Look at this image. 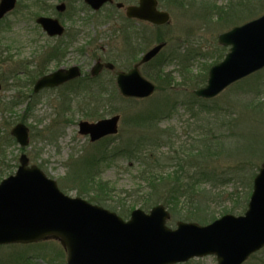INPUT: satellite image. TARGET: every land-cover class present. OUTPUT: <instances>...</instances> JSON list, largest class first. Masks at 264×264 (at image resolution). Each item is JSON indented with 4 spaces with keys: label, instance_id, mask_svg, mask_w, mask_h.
I'll use <instances>...</instances> for the list:
<instances>
[{
    "label": "rangeland",
    "instance_id": "obj_1",
    "mask_svg": "<svg viewBox=\"0 0 264 264\" xmlns=\"http://www.w3.org/2000/svg\"><path fill=\"white\" fill-rule=\"evenodd\" d=\"M61 1L19 0L16 10L0 23V79L5 84L0 93V183L15 174L19 166L23 151L9 139V133L24 117L32 135L30 147L24 151L31 165L55 180L64 194L92 202L94 197H101L108 209H125L126 214L131 206L130 212L142 207L149 189L139 175L145 170L138 160H142L140 150L127 155L124 148L144 136L155 141L156 137L166 133V136L172 134L177 142L175 146H184V149L174 150L180 152L192 147L196 139L201 141L208 135L210 142L220 141L223 146L218 149L219 154L210 156L203 164L208 178L209 175L213 178L203 181L197 188V201L202 209L198 205L191 211L199 212L200 222H194L206 224L204 221L208 216L218 220L228 213L243 216L253 192L254 178L264 162V70L227 89L211 100L209 107H202L204 103L193 98L191 91L198 87L186 89L182 84H187L185 80L193 77V82H200L215 62L223 60L228 48L218 43L219 35L264 14V0H159L160 8L171 17L169 25L163 27L135 25L116 11L93 13L84 9L81 3L74 2L71 6L68 1L65 26L70 33L82 32L80 39L69 46L63 64H46L48 56L41 54L56 41L44 37L35 18L40 14L54 16L55 7ZM31 2L34 5H30ZM73 10L74 16L71 15ZM133 34L134 39L130 40ZM163 41L167 43L166 48L156 63L148 65L146 72L155 76L157 67L162 65L163 74L174 80L169 92L163 79L154 80L158 92L151 99L117 101L113 113L103 109L96 113V105L87 107L89 102L71 96L74 89L68 87L47 89L29 100L34 86L30 85L33 82H27L29 73H50L73 65H79L87 73L98 59L116 61L118 69L128 71L138 55L137 50L140 54ZM80 48L84 52H80ZM113 80L114 75L104 74L96 86L104 85L116 93L111 86ZM159 111L162 112L158 116L162 124L155 130L149 126L153 114ZM110 113L112 115H107ZM115 113L121 120L119 133L111 138L112 141L90 143L88 137L79 134L81 121H96ZM86 114L96 116L85 117ZM169 114L171 117L165 118ZM142 118L147 120L148 126H142ZM165 152L169 153L164 145L153 151L158 158ZM201 164L200 158L188 162L191 171H197L195 166L202 169ZM166 169V174L173 171V168ZM201 177L204 178L202 174ZM102 184L105 191H100ZM160 189L170 192V183L165 182ZM181 215L173 213L176 219ZM170 225L175 226V223ZM22 253L47 255L62 262L67 258L66 252L52 242L14 248L11 255L16 257ZM43 260L50 261L43 256L34 260V264H41ZM186 264H217V261L215 256H208ZM246 264H264V249Z\"/></svg>",
    "mask_w": 264,
    "mask_h": 264
},
{
    "label": "water",
    "instance_id": "obj_2",
    "mask_svg": "<svg viewBox=\"0 0 264 264\" xmlns=\"http://www.w3.org/2000/svg\"><path fill=\"white\" fill-rule=\"evenodd\" d=\"M111 1L86 0L96 10ZM15 6L16 0H1L0 20ZM157 6V0H140L139 6H129L126 13L129 18L157 26L168 24L170 15L158 11ZM58 9L63 10L64 5ZM37 22L51 36L64 32L56 19L42 17ZM219 43L230 47L229 53L210 70L207 85L194 92L199 98H215L232 84L264 69V15L221 34ZM164 46L149 51L141 64L152 60ZM106 67L113 69L111 64ZM138 67L127 74L118 73L117 84L125 97L144 99L155 91ZM101 68L96 65L94 73ZM78 75L76 67L66 73L59 70L41 79L35 91ZM118 121L115 117L98 123L82 122L80 133L96 142L115 134ZM12 135L22 147L29 145L25 125H17ZM20 163L16 175L0 184V246L54 239L67 250L68 264H177L207 255H215L218 264H243L264 248V163L254 180L244 216L226 215L207 226L179 222L176 229L167 227L170 214L163 206L150 214L136 210L125 222L106 209L64 195L55 181L38 168L28 167L25 155Z\"/></svg>",
    "mask_w": 264,
    "mask_h": 264
},
{
    "label": "trees",
    "instance_id": "obj_3",
    "mask_svg": "<svg viewBox=\"0 0 264 264\" xmlns=\"http://www.w3.org/2000/svg\"><path fill=\"white\" fill-rule=\"evenodd\" d=\"M207 71V69H206ZM40 72L36 74L34 78H29V81L34 82L39 76ZM43 74H41L42 76ZM150 79L152 80H164L167 85L169 86V89L173 88L174 86V80L173 78H169L168 74H163V71L161 70V66H158L156 69V75L155 76H149ZM185 78V76H184ZM193 78H188L185 81H188L187 84L184 82L183 88L189 89V88H195L202 86L206 83L207 80V74L205 73L199 81L193 82ZM198 80V79H197ZM179 86H181L179 84ZM95 92L92 93L91 97H88L86 99H83L84 102H89L86 104L87 107H90V105H93V103H100L103 107V110L105 111H110L113 113V111H116V102L110 98H107L106 100L103 98H100L98 95L94 94ZM111 98H117L118 100V95L115 96V94H111ZM193 98H196L193 96ZM106 101V102H105ZM197 102H202L204 105L202 107H209L210 102L206 101H200L197 99ZM249 101L247 102V104ZM251 103V102H250ZM246 105V104H245ZM101 107L95 109L96 113H101ZM250 104L247 105V109H249ZM162 112H158L157 114H153L152 117V122L150 124V128H155L157 130L158 126L160 125V119L158 116L161 115ZM96 116L94 115H88L86 114L85 117H90L93 118ZM171 114L168 116H165V118L170 117ZM164 118V119H165ZM158 120V122L154 123L155 120ZM140 123L142 124L143 127L148 126V122L145 118H142ZM159 123V124H158ZM149 129V128H148ZM208 135H205L203 139H196V141L191 145L192 147L188 149H184V146H175L176 141L172 134L170 136H166L165 134H161L157 139L154 141L151 138H148L146 136L140 138L138 141H133L131 142L130 146L127 148H124L123 151L127 153V155H133L135 150H140V158L138 159L141 166L145 167V170L139 172L140 177L143 179V181L146 182L147 188L149 189L148 195L145 196L144 198V203H142V207L145 209H150L158 204H164L166 205L171 213H181L182 215L177 219H182L184 221H199L200 222V217L199 212L192 213L194 209L199 205L201 208L202 205L198 203L197 197L198 191L197 188L200 187V184L204 181L206 182L207 180L213 178L212 176L208 175L204 171V162L209 160L210 156H213L214 154H219V150L223 146V142L220 141H213L210 142V138ZM163 142V144H159V142ZM169 143H165L168 142ZM200 143H201V149H200ZM164 145L165 147H168V154L165 152L161 157H157L153 151L158 149L160 146ZM178 148H183L180 152H174L175 149ZM217 150V151H216ZM116 151L117 148H116ZM178 153V154H177ZM196 154V155H195ZM104 158V157H103ZM195 158H200L202 161L201 167L200 166H195L197 171L192 170L190 166L188 165L189 160L193 161ZM105 159V158H104ZM133 161V160H132ZM166 168H173V171L169 174H166L168 171ZM204 178L201 177V174ZM208 178V179H207ZM89 182V180H88ZM92 182V181H90ZM94 182V181H93ZM165 182L170 183L171 190L165 191L161 190L160 187L163 185ZM105 186L102 184L100 187V191H105ZM187 190H191L190 193H188ZM197 191V192H196ZM94 203L107 207V203H105V200H102V198H96L94 197ZM143 199V198H142ZM186 201V203H182ZM185 204V205H184ZM135 205V204H134ZM181 205H184L180 207ZM130 207V211L131 208ZM180 207V208H179ZM114 211H117L122 217H127L130 214H126V210H116L111 208ZM179 209V211H177ZM202 209V208H201ZM198 216V217H196ZM174 219V218H173ZM175 220V219H174ZM215 220V217L213 216H208V220L204 221L207 222L206 224L212 222ZM14 248L12 247H6V248H0V264H5L6 262L8 264H34L37 258H41L43 256L47 257L50 261L44 262L43 264H58V261L54 259L53 257L47 256V255H42V254H34L33 256L30 255H24V253L19 254L16 257H13L12 250ZM9 250V251H7ZM59 264H63L62 262H59Z\"/></svg>",
    "mask_w": 264,
    "mask_h": 264
},
{
    "label": "flooded vegetation",
    "instance_id": "obj_4",
    "mask_svg": "<svg viewBox=\"0 0 264 264\" xmlns=\"http://www.w3.org/2000/svg\"><path fill=\"white\" fill-rule=\"evenodd\" d=\"M68 1H70L69 2V5H71V6H72V4L74 2L81 3L83 6H85L84 9L89 10V11H92L93 13H101V12L103 13L106 10H108V8H113V6H114L113 5L114 2L113 3H108V4L103 5L99 10L95 11L92 8L91 5H89V4L86 3L85 0H63V1H61V3H59L58 5H56L55 11H54V13H55L54 16H46V15H41V14L40 15H37L35 19H37L38 17H53V18L58 19L60 21V23L64 26V32H63L62 35L51 36L42 27H40L38 25V28H40V30L43 32L45 38H47L48 40H54V41H56V43H55L54 46H51L49 49L43 51L42 54H41V55H44V56H48L47 59H46V61H45L46 64H51V63H55L57 65L58 64H60V65L63 64L65 62L64 60L66 58V55H67V51L69 49V46L71 47L73 43H76L80 39V35H81L82 32H80V33H74V34L73 33H70L67 30L66 26H65V22H64V18L66 17L65 14L67 15L69 13L68 12V10H69ZM61 4L64 5V9L63 10H59L58 9L59 6H62ZM30 5H34L33 2H31ZM50 8H51V10L53 9V7H50ZM52 12H53V10H52ZM74 12H75L74 10L71 11V15L74 16V14H75ZM129 39H131V38H129ZM79 51L80 52H84V49L83 48H80ZM51 53H53V57H50L51 56ZM95 63L105 64L107 62H103L101 59H98V60H96ZM73 67H77L79 69L80 74H81V76L83 78H86V77L87 78H89V77L92 78V70H89L87 73H84L83 70H82V68L79 65H73V66H71L69 68L60 67L57 70H63L66 73L67 70H69V69H71ZM105 71H107V72H113L114 70L111 71V70H108V69L104 68L102 70V72H105ZM38 73H34L33 72V73L27 74V76H28V81L27 82H31V81H29V78H34L36 76V74H38ZM30 85H32V84H30ZM33 85H34V83H33ZM33 88H34V86H33ZM29 97H33V93H31V95H29Z\"/></svg>",
    "mask_w": 264,
    "mask_h": 264
}]
</instances>
